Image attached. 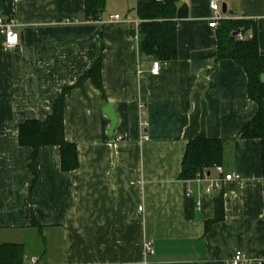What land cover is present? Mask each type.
<instances>
[{
    "label": "crops",
    "instance_id": "crops-1",
    "mask_svg": "<svg viewBox=\"0 0 264 264\" xmlns=\"http://www.w3.org/2000/svg\"><path fill=\"white\" fill-rule=\"evenodd\" d=\"M142 1L105 0L94 21L84 0H0V15L14 19L19 35L6 49L0 34V245L22 244L20 264L32 257L38 264H229L237 251L241 264L264 260L261 142L239 136L257 114L247 75L232 59H216L211 0L178 2L175 59L141 56L134 21ZM216 1L227 17L255 25L264 55V0ZM114 14L131 21L107 24ZM69 19L77 23L64 24ZM251 35L250 26L243 37ZM99 57L103 94L85 79L64 101L78 167L63 171L60 148L43 146L32 186L31 149L19 144V126L43 121L62 88ZM108 104L117 117L112 135ZM202 131L223 144V172L239 175L212 193L206 178L179 177L186 145ZM220 192L225 217L205 233Z\"/></svg>",
    "mask_w": 264,
    "mask_h": 264
},
{
    "label": "trees",
    "instance_id": "trees-1",
    "mask_svg": "<svg viewBox=\"0 0 264 264\" xmlns=\"http://www.w3.org/2000/svg\"><path fill=\"white\" fill-rule=\"evenodd\" d=\"M84 14L87 19L98 20L105 6V0H84ZM180 0H144L136 6L139 19L138 43L139 54L156 60H173L177 54L176 8ZM251 26L252 35L238 40L232 33L239 30L243 35ZM217 60L232 59L247 75L248 97L257 104L256 116L240 131L243 138H258L261 142L262 171L264 172V55L258 52L255 25L248 20L233 19L220 21L217 27ZM85 79H89L93 86L102 88V73L100 57L88 67L82 77L71 86L63 87L53 102L51 113L43 120H28L18 128L19 144L31 149L29 168L36 182L35 160L43 146L54 145L60 148L61 169L65 172L73 171L79 165L77 147L65 138L64 109L65 97L74 86H81ZM223 144L220 139L207 137L204 131L198 133L187 143L179 177L183 180L196 178L197 174H210L212 168L222 165ZM214 211L212 218L204 224V232L217 222L224 219V202L222 192L214 197ZM31 225L41 228L33 217ZM22 244L3 243L0 245V264H20L23 257Z\"/></svg>",
    "mask_w": 264,
    "mask_h": 264
},
{
    "label": "built area",
    "instance_id": "built-area-1",
    "mask_svg": "<svg viewBox=\"0 0 264 264\" xmlns=\"http://www.w3.org/2000/svg\"><path fill=\"white\" fill-rule=\"evenodd\" d=\"M209 8H210V12H211V15L209 17V20H208V26L210 28H213V29H216V27H218L220 21L222 20H229L230 18L227 17L223 11H221V8L220 6L218 5L217 1L216 0H211L210 3H209ZM129 21H131L130 19H123L121 18V16L119 14H114L113 16H110L108 18V20L106 21L107 24H113V23H128ZM135 24L137 25L139 23L138 20H135L134 21ZM69 23H77L76 20H66L64 22V24H68ZM14 26H15V21L13 18H4L3 16L0 15V34L2 36V39H3V46L6 48V49H11L15 46L18 45L19 43V35L18 33L14 30ZM236 38L238 40H243L244 37L243 35L239 32L236 34ZM158 68H159V61L158 62H154L153 63V66H152V72H157L158 71ZM142 110V109H141ZM142 112V111H141ZM147 125V121H143L141 120L140 123H139V127H140V130L144 133L145 131V127ZM122 137L121 136H117L115 138V141H119L121 140ZM143 140H146L147 139V135H143L142 137ZM216 173H218V177L215 178V179H211L209 178V175L205 173V171H202V173H199L197 174L196 178L200 179V178H206L208 180V184L206 185V189H205V192H208V193H212L213 191L215 190H218L220 189V184H221V181H224V180H234V179H238L239 178V175L238 174H228V173H225L223 172V169H222V166H215L214 167ZM220 176V177H219ZM141 208H139L140 210ZM145 248H146V251L149 253V252H153V249L151 248V243L150 242H147L145 244ZM244 255L240 252V251H237L232 259H231V262L229 264H241L242 262H244ZM29 264H38L37 263V259L35 257H32V259L30 260ZM254 264H264V260H257L256 263Z\"/></svg>",
    "mask_w": 264,
    "mask_h": 264
},
{
    "label": "water",
    "instance_id": "water-1",
    "mask_svg": "<svg viewBox=\"0 0 264 264\" xmlns=\"http://www.w3.org/2000/svg\"><path fill=\"white\" fill-rule=\"evenodd\" d=\"M221 11H223V13L227 12L225 3H222ZM237 33H239V30L234 31L232 34L236 35ZM260 79H261V81H264V74L261 75ZM104 112L107 115V117H109V119H110V126H109L108 132L112 135L113 134V129H114V127L116 125V122H117V117H115V115L113 113V108H112L111 104H108V105L105 106Z\"/></svg>",
    "mask_w": 264,
    "mask_h": 264
}]
</instances>
